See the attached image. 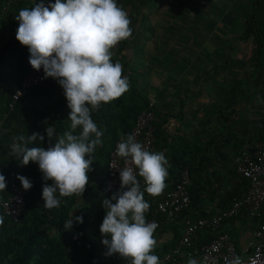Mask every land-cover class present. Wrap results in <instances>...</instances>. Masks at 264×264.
Listing matches in <instances>:
<instances>
[{
	"label": "crops",
	"instance_id": "crops-1",
	"mask_svg": "<svg viewBox=\"0 0 264 264\" xmlns=\"http://www.w3.org/2000/svg\"><path fill=\"white\" fill-rule=\"evenodd\" d=\"M29 1L34 5L41 2ZM49 3H53L52 0L45 5ZM256 3L257 0H121L119 3L129 15L132 35L111 49L112 60L127 64L129 69L124 76L136 71L141 90L147 94L150 105L160 118L155 132L158 145L153 152H164L173 167L172 157L182 144V138L200 145L215 140L218 156L206 170V173L213 174L210 183L213 186L203 196L208 211L216 209L219 212L229 195L246 193L243 179L227 175L236 172L244 150L252 149L264 139V84L258 82L259 74L251 62L248 71L237 65L229 69V62H234L228 57L229 50L240 60L245 55V47L250 46V60L255 49L254 40L243 39L244 31L241 34L226 30L222 36L212 33L214 28L242 26ZM181 28L201 29L203 32L196 36ZM218 44L230 47L217 54L224 55L221 57L223 62L213 66L211 52L218 51L206 46ZM197 45H203L200 58L197 57ZM42 88L46 91L42 99H49L47 105H56L57 108L48 109L35 103L22 110L11 126L1 130L3 135L11 138V144L22 134L43 135L45 127L38 125L51 123L55 128L59 123L71 124L68 119L71 110L58 81L49 77L48 84ZM106 106L107 103L101 104L100 109L92 113V119L97 118V123H104ZM240 142L241 146L237 147ZM34 146H37L36 141L28 144V147ZM170 173L168 167L166 187L158 196L148 194L149 202L159 201L173 188ZM187 220L180 217L173 225L165 224L166 230L158 237V245L171 246L177 234H184ZM260 222L258 217L238 216L224 224L221 231L233 238L240 255L247 258L257 243L255 230ZM180 264H188V261Z\"/></svg>",
	"mask_w": 264,
	"mask_h": 264
},
{
	"label": "clouds",
	"instance_id": "clouds-1",
	"mask_svg": "<svg viewBox=\"0 0 264 264\" xmlns=\"http://www.w3.org/2000/svg\"><path fill=\"white\" fill-rule=\"evenodd\" d=\"M15 19L19 22L16 39L28 47L30 65L37 71L43 68L45 78L58 81L71 110V130L54 145L28 147L37 139L44 141L43 135L33 133L15 137L10 146L12 155L19 157L23 165L37 163L43 180L52 181L43 185V206L58 208L61 200L57 193L59 197L82 196L89 183L93 155L103 143V130L92 119V113L129 90L128 77L123 75L122 64L112 61L111 49L130 38L131 21L117 0H55L47 6L41 0L31 8L21 9ZM77 128L81 131L74 134ZM46 134L51 141L54 127L47 126ZM117 154L126 159V164L130 158L146 187L141 191L132 167L119 170L120 189L102 201L105 215L100 232L105 237V256L118 254L130 258L131 264H162L153 254L158 224L145 219L150 204L144 199V192L152 196L163 192L169 161L164 152L146 150L132 135L118 143ZM17 178L24 190L31 189L28 178ZM6 185L5 176L0 174V192L6 191ZM73 220L83 223L82 216H72L65 221L64 228L70 229ZM188 264L200 262L190 258ZM228 264L242 261L236 257Z\"/></svg>",
	"mask_w": 264,
	"mask_h": 264
},
{
	"label": "trees",
	"instance_id": "trees-1",
	"mask_svg": "<svg viewBox=\"0 0 264 264\" xmlns=\"http://www.w3.org/2000/svg\"><path fill=\"white\" fill-rule=\"evenodd\" d=\"M7 1L0 0V9L5 6ZM49 1L51 0H43L44 3ZM120 1L117 0L118 5ZM52 2L55 3V0ZM33 6L34 4L29 0H12L9 11L4 14L0 12V174L5 176L7 182L6 191L0 192V216H3V223L0 224V264H126L128 260H131L130 258H122L118 254L105 256L107 248L102 244L105 237L100 232V226L105 215L102 201L105 198L110 199L112 196L105 192L110 154L120 137L126 138L131 135L138 116L149 109L150 100L147 94L141 90L139 76H137L136 71L133 74L132 70L131 74H127L130 84L129 90L121 97L107 103L103 118L104 123H97L98 119H93L103 130V143L93 155L92 171L88 173L89 183L86 185L82 196L74 194L68 197H59L57 193L61 200L60 206L52 209L44 207L42 188L45 183L51 184L52 181L43 180V174L37 163L29 162L27 165H23L19 157L13 156L10 147L11 138L3 135L1 131L11 126L12 122L21 116L22 110L30 108L35 103H41L42 107L48 109L49 107L51 109L57 108L56 105H47L49 99H42L43 96H46V91L42 87L48 84L49 77L43 86L30 89L25 96L16 102L13 109L9 107L12 96L20 82L33 71L29 63L28 47L21 45L16 39L19 22L15 19L21 9ZM245 20L243 39L253 38L254 40L255 49L250 62L253 69L259 74L258 82L264 84V0H257L252 13ZM116 61L119 60L113 62ZM122 66L123 74H126V70L129 68L126 63ZM49 98L51 99V96ZM38 126L45 127L42 130L44 141L41 142L37 139L36 144L45 148L50 144L54 145L65 132L71 130V124L68 122L59 123L54 128V135L50 141L46 134V127L52 126L51 123H48L47 126ZM80 131L81 129L77 128L74 134H78ZM214 143L215 140H212L206 145H200L182 138V144L176 149L174 157H172L174 168L171 165L169 168L174 184L171 190L175 188L184 169L187 168L191 176L189 191L192 202L189 209L183 212L179 218L183 217L185 220L188 218L196 221L218 212V210L212 209L208 213L203 199L205 191H209L208 188L213 186L210 185L213 174L206 173V170L214 164V160L218 156L215 150L217 152L219 150L215 147L216 145L214 146ZM243 144L246 145V142L244 141ZM157 145L155 143V147ZM236 145L240 147L241 142ZM210 148L212 149L211 152H209ZM209 154L212 155L209 156ZM170 155L172 156V152ZM18 176H27L34 183V186L27 196L21 217L15 222L10 215L6 214L3 203L10 198L11 184L18 180ZM227 176L240 178L237 167L235 173L229 172ZM242 184L247 191V181L242 180ZM147 195L148 193L145 191L144 199L152 206L153 203L149 202L150 198ZM237 195L236 193L229 195L219 212L230 208L235 198L244 196ZM72 216H82L83 223L73 220L72 227L65 229V221ZM179 218L175 222L164 223L154 231L157 244L153 254L157 255L161 262L166 252L174 247L183 235L177 234V238L171 246L165 245L163 247L158 245V237L166 230L165 224L173 225ZM263 219L261 218V221ZM232 220L235 218L226 220L224 224ZM221 233L225 232L221 231ZM214 237L215 234L204 231L200 234L197 245L209 243ZM180 263L162 262V264Z\"/></svg>",
	"mask_w": 264,
	"mask_h": 264
},
{
	"label": "built area",
	"instance_id": "built-area-1",
	"mask_svg": "<svg viewBox=\"0 0 264 264\" xmlns=\"http://www.w3.org/2000/svg\"><path fill=\"white\" fill-rule=\"evenodd\" d=\"M11 4L12 0H8L5 6L0 9L1 14L7 13ZM46 80L43 68L39 71L33 69L20 82L19 87L13 94L12 102L9 105L10 109H13L16 102L25 96L30 89L36 86H43ZM159 122L160 118L158 114L150 105L149 109L143 111L138 116L135 126L131 131V135L135 137L136 142L142 144L150 152H153L155 149L156 125ZM122 139L126 138L120 137L109 158L105 192L110 195H113L120 188L119 170L126 166L134 169L141 191L146 187L143 178L139 176V169L130 163V158H127L129 163L126 164V159L117 154V145ZM237 173L241 179L246 180L248 183L246 194L235 198L232 206L227 210L196 221L187 220L182 238L174 247L166 252L162 262L180 263L194 258L200 264H204L205 261H207V264H228L229 261L239 257L242 264H264V219L255 230L257 243L254 246L253 252L247 258L240 255L235 241L229 234L221 233L223 224L228 219L238 216L264 218V141L256 143L250 150L243 151L237 163ZM24 177L28 178L27 176ZM30 182L32 183V187L26 191L23 189L19 179L14 181L11 184V196L3 203L6 214L10 215L15 222L21 217L22 210L26 205L27 196L33 189L34 183L31 180ZM190 185V171L186 168L181 172L175 188L168 191L161 200L150 206V209L145 213L146 221L156 222L158 224L156 229L166 222H175L191 205ZM204 231L215 234V237L211 242L198 246L197 242L200 234ZM126 264H131V260H128Z\"/></svg>",
	"mask_w": 264,
	"mask_h": 264
},
{
	"label": "rangeland",
	"instance_id": "rangeland-1",
	"mask_svg": "<svg viewBox=\"0 0 264 264\" xmlns=\"http://www.w3.org/2000/svg\"><path fill=\"white\" fill-rule=\"evenodd\" d=\"M230 16H233V14L232 13H230L229 14ZM246 26V23H243L242 24V26H240L239 28L237 27V26H232L231 28H229V29H219V28H214L212 31V33L213 34H216L217 36H222L223 34H224V32L226 31V30H228V31H230V32H239V33H241L242 34V32L244 31V29H245V26ZM190 28H192L193 29V27L191 26ZM181 29H183L184 31H186V32H191V33H195V35L196 36H201L200 34H202L201 32H203V30H201V29H195V30H188V29H186V28H181ZM204 31H206V30H204ZM206 33H208V31L206 32ZM211 36H215V35H211ZM226 36V35H225ZM195 47H197L198 48V53H197V57L198 58H200V53H201V51L203 50V45H197V46H195ZM209 50H217L218 52H216V51H212L211 52V56H212V58H211V60H213V61H211V63H212V65L213 66H215V65H218V64H220V63H222L223 61H222V59H221V57H224V55H221V57H220V55H217V54H219V52L221 51V50H225V52L227 51V49L230 47V46H226V45H207L206 46ZM235 47V46H234ZM247 47V48H246ZM245 47V52H244V57L243 58H241L240 60H239V58H237V56H236V53L235 52H233L231 49L229 50V54H228V57L229 58H232L233 59V61L234 62H229L230 63V67H229V69H231V68H233L234 67V65H237V66H239V68L240 69H243V68H246L245 70L246 71H248L249 70V68H250V60L248 59V54L249 53H251V51L250 50H248V48H250V46H246ZM228 53V52H227ZM237 59V60H236ZM209 60H210V58H209ZM256 103V102H255ZM257 104V103H256Z\"/></svg>",
	"mask_w": 264,
	"mask_h": 264
}]
</instances>
